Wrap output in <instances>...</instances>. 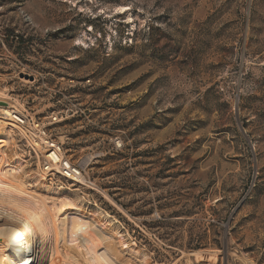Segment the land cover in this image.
Returning a JSON list of instances; mask_svg holds the SVG:
<instances>
[{
    "label": "rangeland",
    "instance_id": "obj_1",
    "mask_svg": "<svg viewBox=\"0 0 264 264\" xmlns=\"http://www.w3.org/2000/svg\"><path fill=\"white\" fill-rule=\"evenodd\" d=\"M7 105L0 210L63 194L88 219L71 264H138L118 235L152 264H264V0H0ZM40 139L81 178L45 171Z\"/></svg>",
    "mask_w": 264,
    "mask_h": 264
},
{
    "label": "bare ground",
    "instance_id": "obj_2",
    "mask_svg": "<svg viewBox=\"0 0 264 264\" xmlns=\"http://www.w3.org/2000/svg\"><path fill=\"white\" fill-rule=\"evenodd\" d=\"M16 113H18V111L11 110L9 105L0 107V187L10 181L15 172L12 169L14 168L13 163L16 160V154L12 148L11 135L15 132L22 133V135L24 133V131H22V124L24 122L16 115ZM33 142L35 148L40 152L46 161L45 167L47 168L44 167L45 171H58L63 173L66 177L74 180L81 178L79 172L71 169L67 162L64 163L59 148L53 149V145L45 142L43 139H40V142L37 143L36 141ZM20 165L21 164L19 163V166ZM33 175L36 179L39 178L38 181L39 186L41 185L40 187L43 186L44 188H50L44 183L46 177L45 172L38 170L34 172ZM62 189H59V193H63ZM61 195L62 197L60 196L61 199H59V201L55 204L53 211L48 210L49 212L46 213L44 206V209L42 208L43 210L40 209L42 211L39 215H37L39 208L37 210L35 205L33 209L29 208L31 205L27 207L28 204L26 206H21L18 203L20 205L19 206L14 202L11 203V209L6 210L7 208L4 209L2 207L3 209L0 210V233H5V235H2L1 237L5 239L6 247L4 245H0V264H71V262H68L67 260V255L59 252L58 245L64 249L70 247L75 237L73 236V233L76 231V226L84 228V226L87 225L85 221L87 217L85 219V214H81L78 210H76L75 216L70 220L60 218V215L63 214L60 211H63L62 208L67 207L69 204L66 197H64L63 194ZM42 202L43 200L38 204ZM1 204L2 203H0V205ZM47 209H49V207ZM3 211H8L9 213ZM107 232L106 230L105 232L99 231V233L104 234V236ZM109 233H111V231H109L108 234ZM100 234L97 235L96 233V236L99 237ZM102 234L101 236L103 237ZM93 235L94 234H92V236ZM111 237L112 236H110V238ZM118 237V240L115 238L117 240V245L114 244L115 246H118L121 250L127 249L128 253L133 255V257L138 261V264H152L145 252L138 250L137 248H133V245H128L127 240L123 236L118 235ZM100 239L101 238H99V240ZM110 251L112 252V250ZM203 254L204 253L194 252L193 255L196 258L198 255L204 257L205 255ZM203 257L202 259H204ZM99 258H101L100 255ZM99 258L93 259V263L98 261ZM72 264L79 263L78 261L72 260Z\"/></svg>",
    "mask_w": 264,
    "mask_h": 264
},
{
    "label": "built area",
    "instance_id": "obj_3",
    "mask_svg": "<svg viewBox=\"0 0 264 264\" xmlns=\"http://www.w3.org/2000/svg\"><path fill=\"white\" fill-rule=\"evenodd\" d=\"M49 143H50V142H49ZM50 144L53 145V146H52L53 149L58 148L54 143H50ZM54 146H56V147H54ZM45 168H47V167H45ZM46 171H49V170H46ZM49 172H51V171H49Z\"/></svg>",
    "mask_w": 264,
    "mask_h": 264
}]
</instances>
